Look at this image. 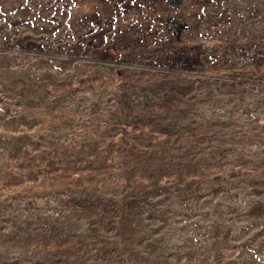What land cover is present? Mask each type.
Masks as SVG:
<instances>
[{
    "label": "rangeland",
    "instance_id": "obj_1",
    "mask_svg": "<svg viewBox=\"0 0 264 264\" xmlns=\"http://www.w3.org/2000/svg\"><path fill=\"white\" fill-rule=\"evenodd\" d=\"M0 264H264V0H0Z\"/></svg>",
    "mask_w": 264,
    "mask_h": 264
}]
</instances>
